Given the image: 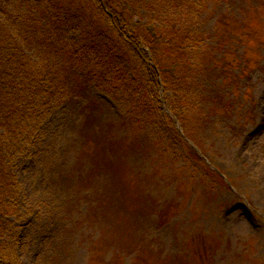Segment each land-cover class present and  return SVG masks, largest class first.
<instances>
[{
    "label": "trees",
    "instance_id": "trees-1",
    "mask_svg": "<svg viewBox=\"0 0 264 264\" xmlns=\"http://www.w3.org/2000/svg\"><path fill=\"white\" fill-rule=\"evenodd\" d=\"M14 1L0 0V238L12 226L8 218L20 214L17 156L67 106L79 104L71 122L78 143L72 165L56 181L62 211L50 220L63 215L60 238L69 239L78 226L98 225L91 217L95 191L85 184L88 170L98 167L89 162L90 151L104 150V165L123 164L141 185L152 210L136 214L137 227L158 209L155 185L162 179L166 187L171 174L216 173L199 134L218 117L234 118V92L225 93V82L228 72L234 76L229 86L238 82L239 61L214 44L226 14L206 26L232 0ZM94 90L117 112L92 96ZM93 179L100 191L108 182V216L121 212L109 168ZM84 204L86 215L71 214ZM4 249L0 244V264H19L7 261L15 255ZM113 260L125 257L117 253Z\"/></svg>",
    "mask_w": 264,
    "mask_h": 264
},
{
    "label": "rangeland",
    "instance_id": "rangeland-1",
    "mask_svg": "<svg viewBox=\"0 0 264 264\" xmlns=\"http://www.w3.org/2000/svg\"><path fill=\"white\" fill-rule=\"evenodd\" d=\"M228 6H233L234 12ZM222 15L224 23L214 44L218 53L227 50L229 59L239 61V77L229 86L234 76L228 72L225 82V93L238 96L234 118L225 121L218 117L199 134L216 173H186L184 178L171 174L173 181L166 187L162 179L159 186L155 185L158 209L152 222L137 227L133 221L136 214L152 210L141 195V185L123 164L104 165V150L90 151L88 160L98 167L88 170L85 184L95 191L91 217L98 225L88 232L78 226V233L65 240L56 235L59 227L56 220L50 224L49 213L62 201L56 181L60 167L72 157L68 144L75 145L76 153L78 140L71 127L74 109L67 106L57 110L40 126V137L26 144L15 162L14 173L21 189L20 214L8 218L12 226L0 238L3 252L6 248L7 254L15 255L6 256L7 261L264 264V0L226 1L206 27L212 28ZM108 168L117 192L114 202L123 207L109 216L108 182L103 191L93 187L95 174L103 169L108 175ZM205 174L211 181L202 177ZM222 176L234 187L227 188L224 180L228 179ZM239 203L241 207L231 213ZM79 210L86 215L87 206ZM117 253L125 260L112 261Z\"/></svg>",
    "mask_w": 264,
    "mask_h": 264
}]
</instances>
